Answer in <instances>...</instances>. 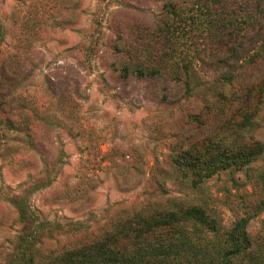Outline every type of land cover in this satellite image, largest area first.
Listing matches in <instances>:
<instances>
[{"label":"rangeland","instance_id":"rangeland-1","mask_svg":"<svg viewBox=\"0 0 264 264\" xmlns=\"http://www.w3.org/2000/svg\"><path fill=\"white\" fill-rule=\"evenodd\" d=\"M254 141L197 184L173 163ZM187 207L218 225L184 224L201 249L243 219L232 262L264 264V0H0V264Z\"/></svg>","mask_w":264,"mask_h":264},{"label":"trees","instance_id":"trees-1","mask_svg":"<svg viewBox=\"0 0 264 264\" xmlns=\"http://www.w3.org/2000/svg\"><path fill=\"white\" fill-rule=\"evenodd\" d=\"M135 73L141 76L144 71L136 69ZM122 74H128L127 66L122 68ZM211 150L206 149L204 157L190 147L176 154L173 163L197 184L219 170L249 163L263 151V146L254 141L236 150ZM189 222L212 231L218 229L215 219L202 207L137 211L115 217L111 230H105L98 238L61 248L52 258L65 264H234L232 259L245 253V220H238L226 233L229 248L215 256L184 232V224ZM248 254L254 257L253 251Z\"/></svg>","mask_w":264,"mask_h":264}]
</instances>
